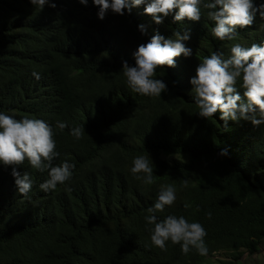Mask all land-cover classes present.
<instances>
[{"label":"trees","instance_id":"obj_1","mask_svg":"<svg viewBox=\"0 0 264 264\" xmlns=\"http://www.w3.org/2000/svg\"><path fill=\"white\" fill-rule=\"evenodd\" d=\"M51 2L55 8L40 11L30 0H0V112L50 124L60 153L54 163L67 160L75 169L66 186L45 193L39 185L47 172L25 162L18 171L29 172L33 187L22 198L11 168L0 164V264H204L221 251L230 263L254 253L264 240V125L230 120L225 130L219 111L200 117L190 79L213 52L228 58L234 43L264 44V20L257 14L251 28L222 42L206 17L194 23L169 16L157 25L141 5L100 20L93 0ZM187 28L184 44L193 54L157 70L168 91L133 93L123 62L135 66L133 53L155 31L170 38ZM58 121L67 124L63 131ZM82 125L77 141L71 130ZM138 155L149 158L156 183L133 177ZM168 184L177 199L158 217L201 223L206 256L184 255L171 242L166 252L151 245L144 217Z\"/></svg>","mask_w":264,"mask_h":264},{"label":"clouds","instance_id":"obj_2","mask_svg":"<svg viewBox=\"0 0 264 264\" xmlns=\"http://www.w3.org/2000/svg\"><path fill=\"white\" fill-rule=\"evenodd\" d=\"M30 3L42 11L45 6L56 7L51 0H30ZM87 5L88 0H79ZM98 6L97 16L105 19L109 10L124 15L133 7L144 5V14L160 25L164 19L172 16L173 22H200L202 17L214 23L212 35L219 41H234L238 30L251 28L257 14L264 20V3L257 6L255 0H93ZM144 31V26L140 25ZM191 39V29L176 31L173 37L165 38L155 31L150 41L140 44L133 53L135 66L123 62L122 72L126 83L133 93L148 97H161L168 91L167 84L158 79L157 70L175 67L176 59L181 55L190 57L192 49L184 41ZM33 77L39 80L40 74L33 71ZM194 103L202 118H213L217 111L227 130L228 121H250L253 126L264 125V44H251L250 47L234 43L230 55L225 58L222 52H213L203 57L190 79ZM242 90V95H241ZM67 124L58 121L56 128L63 131ZM84 125L71 130L77 140L83 138ZM56 132L46 121L27 116L16 119L12 115L0 112V164L11 168L18 193L28 198L33 187L29 172L18 171L25 162L40 173L47 172V179L39 185L45 192H53L58 186H66L71 181L75 169L67 160L60 164L54 162L60 153L56 150ZM221 155H227L223 150ZM133 177L145 185L156 183L153 167L149 158L136 156L130 169ZM187 187V181L183 182ZM66 190H71L66 188ZM177 199L176 188L172 184L161 185L157 198L147 208L145 227L150 232L151 245L161 251H167L168 242L179 245L182 254L195 251L200 256L209 252L207 232L199 222H189L184 216L167 215L160 219L158 213L172 207ZM185 208L189 205L185 204ZM211 218V213L208 214ZM151 226V227H149Z\"/></svg>","mask_w":264,"mask_h":264},{"label":"rangeland","instance_id":"obj_3","mask_svg":"<svg viewBox=\"0 0 264 264\" xmlns=\"http://www.w3.org/2000/svg\"><path fill=\"white\" fill-rule=\"evenodd\" d=\"M232 257L224 252H217L212 257H207L204 264H264V240L260 243L258 249L254 253L242 252L237 260L228 262ZM218 259L219 261H214Z\"/></svg>","mask_w":264,"mask_h":264}]
</instances>
